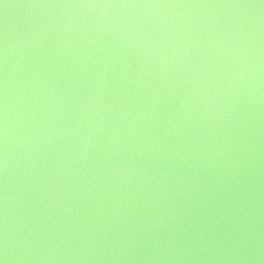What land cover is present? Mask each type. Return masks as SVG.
<instances>
[{
	"label": "water",
	"instance_id": "obj_1",
	"mask_svg": "<svg viewBox=\"0 0 264 264\" xmlns=\"http://www.w3.org/2000/svg\"><path fill=\"white\" fill-rule=\"evenodd\" d=\"M0 113V264H264L261 0H0Z\"/></svg>",
	"mask_w": 264,
	"mask_h": 264
},
{
	"label": "snow or ice",
	"instance_id": "obj_2",
	"mask_svg": "<svg viewBox=\"0 0 264 264\" xmlns=\"http://www.w3.org/2000/svg\"><path fill=\"white\" fill-rule=\"evenodd\" d=\"M97 4H100V0H96ZM139 3H148V0H125V4L127 5H136ZM261 3L264 4V0H261ZM2 115V113H0ZM0 130H2V126H0ZM3 143V138L0 137V144ZM4 162L0 161V167H3Z\"/></svg>",
	"mask_w": 264,
	"mask_h": 264
},
{
	"label": "clouds",
	"instance_id": "obj_3",
	"mask_svg": "<svg viewBox=\"0 0 264 264\" xmlns=\"http://www.w3.org/2000/svg\"><path fill=\"white\" fill-rule=\"evenodd\" d=\"M6 163V162H5ZM7 247V242H5V248Z\"/></svg>",
	"mask_w": 264,
	"mask_h": 264
}]
</instances>
